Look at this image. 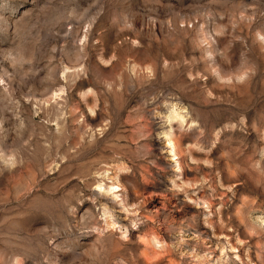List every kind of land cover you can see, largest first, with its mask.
<instances>
[{
    "label": "rangeland",
    "instance_id": "obj_1",
    "mask_svg": "<svg viewBox=\"0 0 264 264\" xmlns=\"http://www.w3.org/2000/svg\"><path fill=\"white\" fill-rule=\"evenodd\" d=\"M0 264H264V0H0Z\"/></svg>",
    "mask_w": 264,
    "mask_h": 264
},
{
    "label": "bare ground",
    "instance_id": "obj_2",
    "mask_svg": "<svg viewBox=\"0 0 264 264\" xmlns=\"http://www.w3.org/2000/svg\"><path fill=\"white\" fill-rule=\"evenodd\" d=\"M168 147H169L170 151H174V149H175V143L172 140H169L168 141ZM174 155H176V154L174 153ZM174 155H172V156H174Z\"/></svg>",
    "mask_w": 264,
    "mask_h": 264
}]
</instances>
